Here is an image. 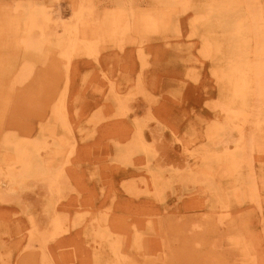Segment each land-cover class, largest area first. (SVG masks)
Here are the masks:
<instances>
[{
	"label": "rangeland",
	"instance_id": "1",
	"mask_svg": "<svg viewBox=\"0 0 264 264\" xmlns=\"http://www.w3.org/2000/svg\"><path fill=\"white\" fill-rule=\"evenodd\" d=\"M0 264H264V0H0Z\"/></svg>",
	"mask_w": 264,
	"mask_h": 264
},
{
	"label": "bare ground",
	"instance_id": "2",
	"mask_svg": "<svg viewBox=\"0 0 264 264\" xmlns=\"http://www.w3.org/2000/svg\"><path fill=\"white\" fill-rule=\"evenodd\" d=\"M33 2V1H32ZM263 53V52H262ZM28 75V74H27ZM26 75V76H27ZM22 77V76H21ZM20 77V78H21ZM257 80H259L260 81V77L258 76V78H257ZM258 83V82H257ZM256 83V84H257ZM261 83V82H260ZM263 84V83H262ZM260 86H262V85H260ZM239 91H240V88L238 87L237 88ZM239 95H240V93H239ZM261 97V96H260ZM57 110L59 111L60 110V108L58 107L57 108ZM225 112V111H224ZM54 115V114H53ZM57 115H58V113H57ZM64 116V115H63ZM231 119V118H230ZM61 120V119H60ZM59 120V121H60ZM61 124V123H60ZM216 131V130H215ZM221 130L219 129L218 130V132H217V134L220 132ZM221 133V132H220ZM140 141V140H139ZM6 142V141H5ZM4 144V143H3ZM29 144V143H28ZM45 144V143H44ZM140 144V143H139ZM30 145V144H29ZM15 147H14V151L17 153V156H16V159H18V160H16V162H17V164H16V162H15V164H16V168L15 167H13V168H15V169H17L18 167H20V170H18V172H19V174L20 173H24V171H29V172H31V173H36V171H34V168H41V166H37L38 164L36 163V160H37V158L35 157V156H37L36 154H37V152L35 151V149L33 150V149H30V150H26V142L25 141H16L15 142V145H14ZM46 146V145H45ZM32 154V156H33V158H31V160L32 161H27V157L29 156V155H31ZM204 154H202V156H203ZM201 156V157H202ZM30 157V156H29ZM203 157H206V156H203ZM34 163H36V165H34ZM45 165V164H44ZM45 168V167H44ZM44 168H41L42 170H40V171H37L38 173H36V174H41V175H43L44 177L43 178H45L44 180H47L46 182H44V183H46V185H47V187L49 188V189H51L52 187H54V185H56L57 183H58V179H56L55 177L56 176H59L58 174L60 173V172H58L57 174H49L48 173V169H47V171H45V169ZM17 172V171H16ZM56 173V172H55ZM60 174H62V173H60ZM62 176V175H61ZM60 176V177H61ZM8 180H10V179H8ZM165 180V179H164ZM11 181V180H10ZM154 182V181H153ZM48 183V184H47ZM49 183H51V184H49ZM55 188V187H54ZM53 189V188H52ZM53 191V190H52ZM58 191V190H57ZM49 192H51L50 190H49ZM56 192V191H55ZM59 192V191H58ZM57 193V192H56Z\"/></svg>",
	"mask_w": 264,
	"mask_h": 264
}]
</instances>
